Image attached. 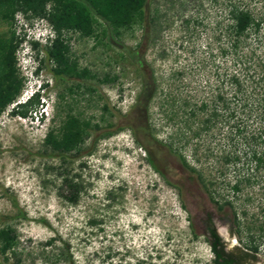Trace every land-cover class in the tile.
I'll return each mask as SVG.
<instances>
[{"label": "rangeland", "instance_id": "374dc122", "mask_svg": "<svg viewBox=\"0 0 264 264\" xmlns=\"http://www.w3.org/2000/svg\"><path fill=\"white\" fill-rule=\"evenodd\" d=\"M199 2L200 15L210 21L208 0ZM149 9L156 20L141 54L162 80L192 61L181 48L186 33L180 21L195 7L192 0H152ZM95 19L98 24L87 36L62 32L73 71L61 76L52 71L47 51L54 32L44 17L15 11L11 20H0V36L12 35L16 42L14 67L21 80L15 100L0 112V230L8 229L12 240L0 250V264H211L204 237L208 213L226 249L252 240L264 259V234L257 229L264 226V169L254 171L252 185L240 182L232 198L231 182L246 175V157L239 154L237 170L229 165L222 175L211 159L192 162V145L168 138L175 125L164 121L158 94L147 109L149 134L132 132L128 124L141 125L133 110L141 74L129 51L141 29L131 25L114 33ZM42 86L44 94L25 116L10 111ZM68 115L77 117L85 135L74 149L53 151L45 135L56 133ZM168 142L199 170L207 191L182 170L176 153L160 144ZM221 176L230 183H217ZM69 195H76L75 202H68ZM224 199L231 210L226 205L218 210L211 202Z\"/></svg>", "mask_w": 264, "mask_h": 264}, {"label": "trees", "instance_id": "16d2710c", "mask_svg": "<svg viewBox=\"0 0 264 264\" xmlns=\"http://www.w3.org/2000/svg\"><path fill=\"white\" fill-rule=\"evenodd\" d=\"M151 1L0 0V20H11L13 13L20 11L22 14L28 12L33 16H42L49 22L54 36L47 52L54 62L52 71L55 76L73 71L65 57L63 31L71 30L87 36L93 33V25L98 24L95 17L106 23L114 33L131 25L138 26L141 29L140 39L129 52L134 55L136 69L141 74V88L133 104L141 125L133 127L128 124L127 127L132 132L141 129L149 134L147 109L154 95L158 94L164 121L175 125L168 138L185 144L189 142L192 145V162L197 164L211 159V165L219 169V173L226 171L229 165L235 172L240 155L246 157V175L241 179L233 177L229 188L234 198L240 182L252 185L256 182L254 171L264 169V127H256L257 123H264V0H208L212 11L208 22L204 15H200L199 0H192L195 9L180 21L186 33V45H181V48L188 50L192 61L171 69L165 77L161 75L163 87L160 86L162 80H157L160 77H156L141 54L147 41L152 39L150 26L156 20L155 10L149 9ZM207 31L210 35L201 42ZM15 46L12 35L8 38L0 36V112L15 100L21 86L14 67ZM38 98L39 94L35 93L24 102L14 103L10 111L25 116L38 103ZM84 135L85 129L77 117L68 115L60 122L56 133L48 131L44 140L51 150L64 153L74 149ZM160 144L168 153H176L171 148V142ZM253 145L261 147L256 150ZM144 149L149 155L148 149ZM175 155L182 170L194 175L193 182L207 191L199 170L179 153ZM149 163L154 166L151 159ZM217 183L230 182L224 181L221 176ZM261 194L264 195V185ZM65 198L73 203L76 195ZM211 202L218 210L225 205L229 210L232 208L229 200ZM230 213L232 221L235 220L234 212ZM211 218L210 213L206 214L204 227L205 241L212 254L211 264H245L248 257L252 258V252L258 249L257 243L249 240V244L239 242L231 249H225ZM261 225L257 227L259 236L264 234V226ZM8 231L0 230L2 252L12 241ZM190 231L195 234L192 227Z\"/></svg>", "mask_w": 264, "mask_h": 264}, {"label": "flooded vegetation", "instance_id": "af4514ba", "mask_svg": "<svg viewBox=\"0 0 264 264\" xmlns=\"http://www.w3.org/2000/svg\"><path fill=\"white\" fill-rule=\"evenodd\" d=\"M216 232V231H215ZM218 235V234H217ZM219 236V235H218ZM220 238V237H219ZM221 239V238H220ZM243 243V242H242ZM239 243H236L235 245H238ZM225 248V247H224ZM259 248V247H258ZM226 249V248H225ZM260 254H263L261 251ZM259 256V249L257 251L252 252V258L248 257L245 264H264V259H260Z\"/></svg>", "mask_w": 264, "mask_h": 264}, {"label": "clouds", "instance_id": "9594fccd", "mask_svg": "<svg viewBox=\"0 0 264 264\" xmlns=\"http://www.w3.org/2000/svg\"><path fill=\"white\" fill-rule=\"evenodd\" d=\"M44 91H45V87L42 86V87H40V89L38 91H36V93H38V94L40 93L43 95Z\"/></svg>", "mask_w": 264, "mask_h": 264}]
</instances>
